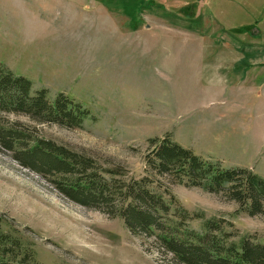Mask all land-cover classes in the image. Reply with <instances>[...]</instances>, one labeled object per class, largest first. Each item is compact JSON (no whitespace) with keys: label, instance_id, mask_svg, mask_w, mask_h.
<instances>
[{"label":"rangeland","instance_id":"rangeland-1","mask_svg":"<svg viewBox=\"0 0 264 264\" xmlns=\"http://www.w3.org/2000/svg\"><path fill=\"white\" fill-rule=\"evenodd\" d=\"M263 26L264 0H0V63L31 91L44 88L49 100L61 92L89 112L69 127L0 110L1 132L91 157L84 170L115 165L136 178L155 172L145 162L150 139L167 135L264 179ZM54 177L0 146L1 229L28 243L38 263L178 264L153 236L65 196ZM154 177L189 212L230 222L231 238L264 242V213L170 173Z\"/></svg>","mask_w":264,"mask_h":264},{"label":"trees","instance_id":"trees-1","mask_svg":"<svg viewBox=\"0 0 264 264\" xmlns=\"http://www.w3.org/2000/svg\"><path fill=\"white\" fill-rule=\"evenodd\" d=\"M0 110L69 127L82 126L89 115L79 102L61 92L49 100L44 88L31 91L28 79L13 74L1 63ZM23 141L25 148L19 149ZM150 141L153 149L145 155L148 168L175 175L179 184L223 192L250 215L264 213V179L259 175L204 159L167 135ZM0 146L21 165L55 176V187L70 199L119 216L133 234L153 236L178 264H264V242L252 241L247 235L235 240L225 229L231 224L224 218L189 212L172 192L155 188V172L136 178L124 176L115 165L84 170L93 162L91 157L48 139L27 138L11 128L3 132L0 129ZM112 204L116 208L107 206ZM195 217L203 220L199 230L187 226ZM0 264H40L28 243L1 229V219Z\"/></svg>","mask_w":264,"mask_h":264},{"label":"crops","instance_id":"crops-1","mask_svg":"<svg viewBox=\"0 0 264 264\" xmlns=\"http://www.w3.org/2000/svg\"><path fill=\"white\" fill-rule=\"evenodd\" d=\"M252 30H253L255 33L259 32V31L254 30V29H252ZM263 30H264V26H263ZM253 31H252V33H254Z\"/></svg>","mask_w":264,"mask_h":264},{"label":"bare ground","instance_id":"bare-ground-1","mask_svg":"<svg viewBox=\"0 0 264 264\" xmlns=\"http://www.w3.org/2000/svg\"><path fill=\"white\" fill-rule=\"evenodd\" d=\"M91 238H92V236H91ZM93 238H94V237H93ZM93 238H92V239H93ZM94 239H95V238H94ZM97 240H98L99 243H102V240H99V239H97ZM104 246H105V245H104Z\"/></svg>","mask_w":264,"mask_h":264}]
</instances>
